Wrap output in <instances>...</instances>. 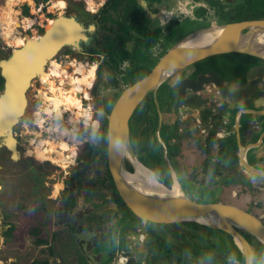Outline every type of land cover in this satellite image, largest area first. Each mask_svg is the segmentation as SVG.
Here are the masks:
<instances>
[{
  "label": "flooded vegetation",
  "instance_id": "obj_1",
  "mask_svg": "<svg viewBox=\"0 0 264 264\" xmlns=\"http://www.w3.org/2000/svg\"><path fill=\"white\" fill-rule=\"evenodd\" d=\"M241 1L219 0V3H217V0H212L211 5H208L206 0H185L182 6L185 7L188 4L191 10L185 11L178 7L174 12L178 15H186L189 19H200L201 16L197 14L203 8V11L207 9L206 12L221 15V12L224 10L226 12L232 11L233 7ZM17 2L19 0H10L9 4L0 6L3 8L2 13L4 16L8 14L9 17L15 18L14 24H10L9 20L2 18L0 13L1 28L6 26L8 28H15V25L18 24V10L13 7ZM41 2L43 3V11L47 6H51L50 9H46V17L44 18L42 15L38 19L40 22H45L44 26L55 16L53 14L54 9H61L62 12L59 11L58 14L65 15L68 14L69 10H75V14L73 15L82 25L86 36L79 40L78 48L74 45H72L74 48L68 47V51L65 50L66 46L62 48L70 54H75L79 57L85 55L88 57L90 64H95L94 80L90 89V92H92V87L98 79L97 73L99 67L102 64V70L105 72L103 61L107 59L104 52L94 49L99 44L98 38L103 35L98 15L105 0H102L100 8L95 13L90 12V10H95L92 9L93 6H91L90 0L87 2L91 9L88 7L83 9L80 6H72L69 0H41ZM146 3L148 8L155 13L153 17L149 16L147 18L146 23L148 25L150 23L153 26L156 24L164 25L160 28L161 34L167 32L166 26L173 25L174 22L179 21L178 17L176 18L173 14H170V16L166 14L173 7L168 8L157 0H146ZM162 14L165 15L164 20H160V15ZM89 15L92 17L91 20L88 18ZM228 15H226L225 20L212 17L210 23L212 21L217 23L235 21L229 20ZM30 20V17H24V26L31 23ZM58 20L60 21L58 26L65 28V30L72 27V22L69 19L59 18ZM90 25L92 26L90 27ZM6 30L2 29L4 36L8 34ZM20 34L17 32L16 38H12L11 42H8L14 44L12 45L14 47L24 44L23 35L22 33ZM37 35L33 33L31 37L37 38ZM17 39L19 41H16ZM19 42L20 44H18ZM83 44L87 46L84 47ZM10 51L11 49L5 50L2 57H6ZM227 53L240 54L241 57L238 61L239 65L233 71L225 72L226 76H223L220 66L225 65L226 60L223 55ZM244 55H248L249 57H244ZM208 58L215 60L208 61ZM108 63L110 62L108 61ZM256 63L264 65V59L251 56L246 52L228 51L202 58L175 72L167 78L169 80L168 84H166L167 95L162 104L159 101L158 93L161 91V85L165 80L155 90L162 118L160 126L157 127L156 125L152 131L149 128H146V130L144 128L145 125L139 123L141 111L145 107V99L151 97L153 102L155 101L152 90L148 91L129 118V141L135 154V159L148 167L156 180L168 187L173 182V174L170 168L172 167L183 191L184 189L179 182L173 161L177 159L180 164L184 162L183 152L187 149L191 150L194 154V158L187 168L183 164L189 180H193L192 178H194L198 181H204V185L211 187L216 184L218 171L221 175L224 174L225 177H230V179L238 180L250 176L253 179L254 176L249 173H246L242 177L234 178L224 168L225 165L233 166L239 162L238 137L242 143V129L249 123L247 121L248 117H246L247 113L241 112L237 130L235 127L237 108H234L233 114L229 116L226 112L233 109H228L224 101L217 100L214 96L210 95L206 109L197 112L191 111L184 106V114L181 112L180 107L174 108V101L178 82L182 77L194 79L199 73L214 70L226 84L236 87L245 83L246 70ZM90 64L87 66L82 63L81 65L87 66L88 69ZM79 65V69L83 71ZM89 71H91L90 68L87 73ZM21 74L22 72L20 76ZM104 74L107 76L106 73ZM0 76L2 77L0 78L1 93L4 86V78L1 72ZM38 76L41 78L45 77L47 80L48 74L45 68ZM115 85H112L107 78V86ZM212 89H214L213 84ZM188 91L186 89L184 99L192 97V94L188 93ZM25 95L26 105L23 113L19 116L22 122L27 116L29 118L32 114L29 112L31 111L29 110L30 107H32L31 103L27 100V93ZM75 96L77 95L75 94ZM92 97L98 100L95 95ZM69 100L72 101L73 99ZM154 105L156 108L155 102ZM78 111H82L83 115H85V110ZM108 112L103 109L102 113L107 116ZM88 115L90 114H86V116ZM50 116H58V114L54 113ZM19 119L16 122H19ZM158 120L159 116L157 124ZM262 120L261 116L258 121H254L256 127H251L252 130L259 128L260 123L264 122ZM218 121L222 123V128L218 127ZM100 123V120L95 117V120H92V126L96 128L92 129L90 127L81 130V136H78V138L73 133L75 124L71 129L68 131L64 130L63 132L68 133L67 136L73 141H68L64 137H61L57 141L54 139L55 143L62 140L67 145L59 142L58 148H51L52 141L50 139L46 147L42 146L39 150L34 149V147L31 149V145L34 144L29 145L28 150L21 144L19 141L20 134L14 133V123L12 134L16 139L17 157L12 156L11 149L4 142L7 136L6 138L0 137V174L2 172L7 176L12 174L13 168L8 167L5 162L13 163L17 160L20 161L19 171L17 175H13V180H11L12 175L10 176L11 178H5L6 182L0 178V190L11 188L12 191L9 193V203L8 200L0 199V259L2 256L5 257L8 249L21 250L23 247H32V250L28 249L24 252L25 256L29 257L27 264H120L116 262L117 254L120 252H124L127 256L123 264H168V256L171 254V250H176L177 255L171 259L177 264H209V262H211L210 264H244L245 255L242 250L237 246L238 249L233 252L226 235L227 232L220 228L213 227L218 230L216 235L213 232L214 240H212L210 235L211 232H207L211 238V241H208V243L212 247H207L206 244L208 243L198 240L202 232L195 229L194 225L191 224L147 221V230L141 232L140 218L122 203L123 201L115 188L106 165V154L104 156L99 151H95L97 140L94 131L99 129ZM90 132V137H88ZM231 135H234L235 142L237 143V158L234 160L229 156L218 157L219 141L225 138L231 139L229 138ZM47 137H40L39 140L46 139ZM160 138L163 140V143ZM41 140L36 142L35 145L37 146L38 144L39 146ZM156 141H159L160 145ZM81 143L83 144L81 145ZM262 144L264 146V141H262ZM69 150H71L73 158L68 160ZM248 154V151H246V160L249 164H253L250 163ZM31 157H33V161L27 160ZM124 160L126 167L133 171L134 163L132 160H129L127 156L124 157ZM218 162L222 164V168L219 167ZM259 162H264V147L262 159ZM49 166L54 167L55 171L58 170L60 172L62 176L60 180L55 177L54 170L50 169ZM158 169L165 170L164 176L168 178L170 176L172 179L170 185H167L166 182L158 178L156 175ZM15 183H17V190L12 187H15ZM220 184L223 185V182H220ZM259 185L264 186V184ZM16 191H18V196L14 198L12 194ZM10 198L12 199V204L10 203ZM5 202L8 204L4 206ZM262 218H264V212ZM262 218L260 217L264 222ZM238 230L252 245L251 264H264V246L261 242L252 234L242 229ZM139 233L140 236L136 237V234ZM144 234L146 235L144 236ZM203 235L205 236L206 234ZM139 238H142V245H140L141 239ZM90 253L92 256L89 255ZM197 253H203L204 256ZM137 257L139 258L138 260H136ZM19 259V255L13 254L9 257L8 262L0 261V264H13L14 262H18ZM217 260L219 262H216Z\"/></svg>",
  "mask_w": 264,
  "mask_h": 264
},
{
  "label": "water",
  "instance_id": "obj_2",
  "mask_svg": "<svg viewBox=\"0 0 264 264\" xmlns=\"http://www.w3.org/2000/svg\"><path fill=\"white\" fill-rule=\"evenodd\" d=\"M139 2L148 16L153 17L155 15L148 8L146 0H139ZM58 18L69 19L73 24V28L66 31L57 30V24L60 22L57 20ZM199 33H207L211 36L206 40L194 41ZM29 36L24 44L13 47L6 57L0 58V72L4 78L3 90L0 93V104H3L4 108L10 109V112L12 103L10 101L6 102V91L8 85L13 87L12 90L17 88L13 84L15 78L11 73V67H15L17 70L20 68V71L23 68L30 72L40 65L41 60L48 51L57 47V52L67 45H74L78 48L79 40L86 35L83 32L82 25L73 14H57L48 26L43 27V31L37 35V38ZM36 49H39V51ZM228 51L246 52L251 56L264 59V18H248L222 23L212 21L207 26L196 28L176 40L146 74L124 87L107 114L106 165L123 203L133 214L140 218L141 232L147 230V221L171 223L181 220H194L229 233L245 255L244 264H251L252 245L238 229L252 234L264 246V222L259 216L231 203L222 201L201 202L192 199L180 188L172 167L170 168L173 174V182L170 187L163 183H161L163 186L161 189L138 187L128 179V174H131L132 170L126 167L124 160L125 156L129 160L135 158L129 141V118L148 91L152 90L154 95V102L159 116L157 127H159L162 115L155 96L156 88L183 67L202 58ZM23 77L24 75H21V79ZM212 84L214 89H212ZM27 88L28 86L19 91V94L25 100V104L22 112L17 116L15 110L13 115L17 120L26 105L25 93ZM186 89L189 90L188 93L192 94L189 99L183 98ZM210 95L217 100L224 101L228 109L237 108L235 113V127L237 130L241 112L249 115L247 121L251 122L250 126L252 122L258 121L261 116L262 121H264V65L261 63L251 65L246 70L245 83L236 87L226 84L214 70L199 73L194 79L182 77L178 82L174 108L180 107L183 114L184 106L191 111L199 112L206 109ZM5 116L6 112L4 113L1 108L0 120H3ZM16 121L9 126L7 131L1 133L0 137L6 138L8 133L12 134L11 126ZM77 135L81 136L80 130L77 131ZM263 135L264 129L261 137ZM11 136L15 143L13 149L9 148L12 151V156L16 151V155L13 157H17L16 139L13 134ZM160 140L163 143L161 138ZM238 141L239 162L233 166L225 165V170L234 178L242 177L246 173L264 178V162L260 163L259 167L254 166L247 162L245 155L250 147L261 145V141L259 144L255 142L242 144L239 137ZM218 165L222 168L220 162H218ZM140 233L136 234V237L140 236ZM139 239H141L140 245H142V238ZM89 255L92 256L91 253Z\"/></svg>",
  "mask_w": 264,
  "mask_h": 264
},
{
  "label": "rangeland",
  "instance_id": "obj_3",
  "mask_svg": "<svg viewBox=\"0 0 264 264\" xmlns=\"http://www.w3.org/2000/svg\"><path fill=\"white\" fill-rule=\"evenodd\" d=\"M23 1H27V2H32V0H19V2H17L16 4L13 5V7L15 9L18 10V14L17 17L20 18L22 16L20 10L22 8V3ZM72 4V6H80L83 9H86V7L90 8V6L88 5V0H69ZM104 1V0H103ZM159 1V3H163L165 4L166 7L170 8L173 7L171 9H169L166 14H169L168 16H170V14L173 16H175L176 18L178 17L179 21H177L176 23L174 22V24L172 25H168L166 26L167 28V32L166 33H162L160 32V28L164 25H159L156 24L155 26L149 25L146 23L145 25L147 26L148 30H149V37L142 39V43L140 45H138V43H135L138 45L137 49L133 52V53H126L124 55L125 61H123L121 64L116 65V63H113V66L111 67V64L108 63V59H105L103 61V65H104V70L107 75L108 81L111 82L112 85L117 84L119 87L116 88V90L118 89H122L123 87H126L127 85L131 84L133 81L137 80L138 78H140L141 76H143L144 74H146L153 66L154 64L157 62V60L159 59V57L176 41L178 40L180 37L184 36L185 34H187L188 32L192 31L193 29H196L198 27L201 26H205L208 23H210L211 18H219V20H225L226 19V15H218V14H211L209 12H206L207 9L205 11L204 8L201 9L200 11H198L199 16H201L200 19H189L186 15H178L177 13H175L174 11L179 8L184 9L185 11H190V7L188 6V4L183 7L182 5H184V1L185 0H157ZM187 1V0H186ZM208 2V5H211V1L212 0H206ZM10 0H0V6H4L9 4ZM102 0H90L91 6H93L92 9H95L93 12L95 13L99 8H100V4H101ZM50 9L51 6H47L45 8V10H40V11H35V7L34 5H29V13L30 16H25V17H30L31 18V29H24L22 27H18L17 29L15 28H8V26L1 28V24H0V57L3 56V54L5 53V50H9V48L7 47V44L11 45L10 49H12L14 46V44L9 43L8 41H10L12 38H16L17 32L20 34L22 33V35H31V34H39L38 33V26L44 27L45 22H40L38 21V19L43 15V17L45 18V14H46V9ZM10 9V8H9ZM91 9V8H90ZM3 8L0 7V13L2 15V18H6L7 20H9L10 24H14L15 18L13 17H9L8 14H6V16L3 15L2 13ZM53 11V14L57 15L59 11L62 12V10H56ZM20 12V13H19ZM174 12V13H173ZM70 14H75V10L71 9L69 10ZM14 14V13H12ZM54 17V16H53ZM165 15L162 14L160 15V20H164ZM3 21V20H2ZM38 22V23H37ZM88 23H90L88 21ZM2 29L6 30V32L8 34H6L5 36L2 33ZM17 31V32H16ZM152 33V34H151ZM21 36V34H20ZM16 41H19V39H17ZM11 42V41H10ZM20 44V42L18 43ZM158 45V46H157ZM83 46H87L84 45ZM125 49H127V47L125 46ZM65 50L62 48L61 50H59L58 52H56L57 55L61 54L62 52H64ZM134 53H138L141 56L144 57H140V61H135L134 57L132 56V54ZM150 54V56L148 57V55ZM56 55V56H57ZM71 56H75L77 58V60H79V58L81 59V61L87 60L88 64H90V61L88 59L87 56H81L79 57L78 55L75 54H70ZM223 57L226 60L225 65L220 66L221 67V73L223 74V76H226L225 72H231L234 70V68L236 66L239 65L238 61L239 58L241 57L240 54H235V53H227L224 54ZM244 57H249L248 55H244ZM211 58V57H210ZM208 58L207 60H215V59H210ZM79 65V64H78ZM47 67H49V63L47 62L45 69H47ZM66 67V66H65ZM108 67V68H107ZM91 69V71H88V69ZM68 69V68H67ZM88 69L86 67L83 68V71L78 70L80 72V76H72V78H75V80L77 81V83L72 84V78H70L69 81V76L67 77H63L61 76H56L55 78H52L53 80L51 82H47L45 77H43V79L45 80V83L49 86L50 85H54V83H56V85H58V79H61L62 77L66 80V83L69 81V89H71L72 91L70 93H72L73 91L77 92V90H84L85 88H87V83H90L91 79L93 78L94 74H95V64L92 63L91 67H88ZM69 71V70H68ZM224 72V73H223ZM69 73V72H68ZM168 79H166L162 85H161V91H159L158 93V98L159 101L161 102V104L163 103V100L165 99L166 95H167V89H166V84H168ZM86 82V83H85ZM105 85V84H104ZM104 85L103 83L99 85L98 89H97V96L96 98H99L98 100L94 99L92 96H94L92 94V92H90V96L92 97L91 99V107L93 110V116L96 117L98 120H100V114L104 111L108 112L113 103L115 102L117 96L115 97L116 94H112L111 90H114L116 86H106V90H108L106 92V90L104 89ZM41 88L40 85L37 84V81L35 79L31 80L30 85L28 86L26 93H27V100L31 103V106L29 110L30 113H32L30 115V117L27 118L22 122L20 119L19 122H16L14 125V129L16 134H20V139L19 141L21 142L22 145L25 146V148L28 150L29 149V145L31 144H35L36 142H39V138L40 137H44L47 136V132H44L43 134H41L40 136L38 135V131L34 128L35 126H33L31 124V122L34 121L33 119V108H36L37 105H39V103L41 102V98L44 97L45 100H48L49 98L52 97L53 93H47V87L45 88V91L41 93H39V89ZM56 92H60V93H65V89L61 86V87H55ZM86 91V89H85ZM41 92V91H40ZM39 95V97L37 95ZM119 95V94H118ZM69 97V96H68ZM66 98V97H65ZM64 98V99H65ZM76 99H78V97H75ZM73 98V100L75 99ZM115 98V99H114ZM75 99V100H76ZM102 100V101H100ZM79 101H75V104L77 106H79ZM46 106V104H44ZM44 108V107H43ZM163 111L164 108H162ZM78 110H83V108H79ZM76 110L75 113V118L78 117L79 114H83L82 111H78ZM86 111V109H84ZM157 110V107H156ZM233 110L226 112L229 114V116H231L233 114ZM84 112V111H83ZM158 113V111H157ZM86 114H88V111L85 112V116ZM104 114V113H103ZM51 115V113L49 114V116ZM105 115V114H104ZM51 117V116H50ZM87 117V116H86ZM86 119V118H85ZM90 117L87 119V121H89ZM252 121V120H251ZM59 121H56V123ZM65 122L63 120H61L60 124H64ZM250 121L249 123H247L244 127V129H242V135L245 134L247 131H252L253 133V138L255 136H257V134L262 130L263 126H264V122L260 123L259 128H257L256 130H252L251 126H250ZM218 127L222 128V123L220 121L217 122ZM224 125V124H223ZM158 126V124H157ZM226 126V125H224ZM64 130H66V128L60 129V132L63 133ZM59 132V131H57ZM57 132L52 131L50 132V135L47 137L48 140L51 139L52 144H51V148H58L59 142L64 143L65 141H59L57 143L54 142V139L57 141L59 139H61V136L59 134H57ZM93 132V131H92ZM91 132L88 134L90 137ZM232 135L229 137L231 138ZM65 138V137H64ZM70 141V140H69ZM73 141V140H72ZM223 142L227 141V138L222 140ZM243 141L246 142L247 138H243ZM31 142V143H30ZM66 144V143H64ZM83 143H81L82 145ZM67 145V144H66ZM33 148V146L31 145V149ZM71 154V150H69V159L73 158V156L70 155ZM183 157H184V162H182L181 164L178 162V160H174L173 164H175L176 170H177V174H178V179L179 182L182 186V188L184 189V191L186 192V194L188 196H190L191 198L195 199L196 201H222V202H226V203H231L234 205H237L239 207H242L252 213H254L255 215L259 216L262 218L263 216V212H264V191L262 189H258L256 186L259 184H263L264 183V178L261 177H257V178H253L250 176L248 178H244V179H230V177H225L224 174L221 175L220 172L218 171L217 177H216V184L214 186L208 187L206 185L203 184L204 181H198L197 179L192 178L193 180H189L187 178V171L186 168L189 166L191 160L194 158V154L192 153L191 150H184L183 152ZM221 157V156H220ZM33 157H31L30 159L27 160H32ZM68 159V160H69ZM248 159L250 161V163H254L252 165L259 167L260 162H258L251 154H248ZM50 160V159H48ZM6 165L10 168H13V171L11 172L12 174V178L10 176L5 175V173H1L0 174V178L3 179V181L5 180L6 182V177L11 178V180H13V177L15 175H17V172L19 171V165H20V161H15L13 163H7L5 162ZM55 163V162H54ZM185 164V167L184 165ZM50 167V166H49ZM50 169L54 170V167H50ZM55 173V177L58 178L59 180L62 178V176L60 175V172L58 170H54ZM63 174V173H62ZM165 174V170L163 169H158L156 172V175L158 176V178L164 182H166L167 185H170L172 182V179L164 176ZM14 175V176H13ZM60 175V176H59ZM240 181V182H238ZM220 182H223V185L220 184ZM228 182V183H227ZM17 183H15V187L12 186L15 190H17ZM253 184H257V185H253ZM10 186V185H7ZM11 188H7L4 190H0V199L3 200H8L9 203V193H11ZM12 196H14V198H17L18 196V191H16L15 193L12 194ZM7 202L4 203V206L6 204H8ZM10 203L12 204V199L10 198ZM264 219V218H262ZM20 226V225H19ZM176 228V227H175ZM194 228L197 229L198 231H201L202 234H208L207 232H211V237L212 240H214V236H213V232L216 235L218 230L214 229V228H207V227H203L200 225H194ZM19 229V228H18ZM192 230V229H189ZM205 235V236H206ZM209 235V234H208ZM17 239H19V237H17ZM170 239V237H169ZM18 243V240H17ZM223 243V241H222ZM216 244H218V242H216ZM211 244H206L207 247H212L210 246ZM225 245V244H224ZM27 246V244H26ZM32 250V247H23L21 248V250H17V249H8V252L6 251L5 253V257L2 256L0 261L3 262L5 261L8 262V259L10 256H12L13 254L15 255H19V261L18 262H14L13 264H27L29 257L25 256L24 252L26 250ZM42 251H44V249H42ZM200 254L202 256H204L203 253H197ZM4 257V258H3ZM136 259V258H135ZM139 258L137 257L136 260H138ZM0 262V263H1ZM216 262H219L218 260ZM137 263V261H136ZM211 262H209L210 264ZM222 264V263H220ZM224 264V263H223ZM240 264V263H239Z\"/></svg>",
  "mask_w": 264,
  "mask_h": 264
},
{
  "label": "trees",
  "instance_id": "obj_4",
  "mask_svg": "<svg viewBox=\"0 0 264 264\" xmlns=\"http://www.w3.org/2000/svg\"><path fill=\"white\" fill-rule=\"evenodd\" d=\"M217 3H219V0H217ZM227 12L224 10L221 12V15L229 14V20L264 17V0H242L240 3L236 4L233 7L232 11ZM21 13L22 15L29 14V5L27 3L22 4ZM67 15L71 14L68 13ZM148 17L149 16L142 8L139 0H105L98 15V20L101 29L103 30V35L102 37L98 38L99 44L94 49L104 52L105 57L111 64V67L113 66L112 62L116 63V65L121 64L123 61L127 60L124 57L126 53H133L137 49L138 45L142 43V39L149 37V30L145 25ZM88 18L89 20L92 19L90 15L88 16ZM42 31L43 27L39 26L38 33H41ZM135 43H138V45ZM125 46L127 47V49H125ZM68 47L74 48L72 45H67L65 50L68 51ZM6 48L10 49L9 46H7ZM132 56L134 57L136 62L140 61V57H144L139 55L138 53H134L132 54ZM149 56L150 54L148 55V57ZM97 75L98 79L92 87V94L95 96H97V89L100 84H105L104 89H106L107 86V76H105L102 70V64L99 67ZM0 78L2 77L0 76ZM115 86V89L111 90V92H113V95L116 94V97L124 87L122 89L116 90V88L119 86L117 84ZM144 106V110L141 111L139 123L144 124L145 129L149 128L152 131L157 125L158 116L151 97L145 99ZM45 107L46 109H48L47 104ZM100 122L101 123L99 129L94 131L97 140L95 151H99L101 155L105 156L107 143V116L103 113L100 114ZM156 142L160 145L159 141ZM236 149L237 143L235 142L234 135H232L231 139H227L226 142H223L222 140L219 141L217 156H229L230 158L235 160L237 158ZM176 223L200 225L207 228H213L194 220H181ZM226 235L229 243L231 244L233 252H235L238 249L237 245L233 242V238L230 234L226 233ZM199 237L200 238L198 240L200 242L208 243V241H211V238L210 236H208V234L204 236L201 233ZM176 255V250H171V254H169L168 256V264H177L173 259H171Z\"/></svg>",
  "mask_w": 264,
  "mask_h": 264
},
{
  "label": "bare ground",
  "instance_id": "obj_5",
  "mask_svg": "<svg viewBox=\"0 0 264 264\" xmlns=\"http://www.w3.org/2000/svg\"><path fill=\"white\" fill-rule=\"evenodd\" d=\"M59 19V18H58ZM57 19V20H58ZM52 22V20L50 22H48V24H46V26H48L50 23ZM72 24V23H71ZM73 28V24H72V27ZM71 28H68L71 29ZM57 30H61V31H66L65 28H62L61 26H58L57 24V27H56ZM29 35H23V38H24V41L23 43H25L26 41V38L28 37ZM211 36V34H207V33H199L198 36L195 37L194 41H202V40H206L207 38H209ZM30 37V36H29ZM32 38V37H31ZM70 41H73V40H70ZM76 41V39H75ZM28 43V42H27ZM37 51H39V49H36ZM56 50H57V47H55L54 49H52L51 51H48V53L46 55H44L43 59L41 60V63L38 67H36V69L34 68L32 71L28 72L27 70L23 69L20 71V68H18V70L15 68V67H11V73L13 75V77L15 78L14 79V85L15 88L14 90L13 87H9L8 85V89L6 91V102L7 101H10L12 104V108H11V112H10V109L8 108H4V105L0 104V109L2 108L3 112L5 113L6 112V116L3 118V120H0L1 121V124H0V134L7 131L9 129V126L17 120V118L15 117L14 118V112H15V115L17 116L18 114H20L22 112V109L24 107V104H25V100L22 98V96L19 94L21 91V89H25L27 86L30 85L31 83V80L34 79V75L35 74H39V73H42L43 72V66H44V62L47 58H50L52 55H54L56 53ZM31 64H32V61H31ZM82 63H80V67L83 69L84 67L87 68V66H84V65H81ZM90 67H91V64H90ZM77 70H80L79 67L77 66L76 67ZM18 72H22L21 75H24L26 77H23L21 79V76H20V73ZM28 72V73H27ZM52 73L54 74H59L61 73V71L57 68L56 65H54V67L52 68ZM50 71H47L46 70V73L49 75L51 73ZM32 77V78H31ZM94 77V76H93ZM25 79V81H24ZM53 79L52 78H49L47 79L46 81L49 83L51 82ZM72 84L74 83H77V81L75 80V78H72ZM20 81V82H19ZM24 81V82H23ZM54 81V80H53ZM86 83V82H85ZM46 83H44L45 85ZM43 84L40 85L41 88L39 89V92L42 94L43 91H45V86ZM91 85V81L90 83H87V88L90 87ZM55 87H61V85H56V83H54V85H50L48 84L47 86V93H53L54 91V94L52 95L51 98H49L48 100H45L44 97H43V100L46 102V104L48 105V109H46L45 107V110L47 111V116L48 114L51 113V107L49 106L50 104L49 103H53V108L55 110V113L60 115V108L58 107L60 103H65L66 105H76L75 104V101H77L78 99H76L75 97V94L76 92L73 91L72 93H70L72 90L69 89V86L67 87V89H65V93H60L59 91L56 92L55 90ZM85 90V89H84ZM69 96V97H68ZM69 98V99H73L75 98L74 100L70 101L68 98L67 99H64V98ZM79 101V100H78ZM79 103V102H78ZM6 104V103H5ZM77 106V105H76ZM77 108H79V106H77ZM13 117H12V115ZM11 115V116H10ZM90 117V115L87 116V119ZM76 120L75 118V115H71L69 118H68V121L72 122L73 123V126L75 125L74 121ZM86 120V119H85ZM87 121V120H86ZM12 128V126H11ZM10 132V131H9ZM12 132V131H11ZM12 134L8 133L7 135V138L4 140V142L8 145V147H11L13 149L14 147V143H15V140L12 138L11 136ZM9 137V138H8ZM49 143V140L48 138L46 139H42L41 142H40V145L37 146L34 144L32 145L34 147V149H37L39 150L40 147H46V145ZM38 153V152H37ZM16 155V151H14L13 153V156ZM132 162L134 163V170L131 171L132 173L131 174H128V179L130 181H132L133 183H135L138 187H146V188H151V189H161L163 188L161 182H158V180H156L153 175H152V172L150 169H148L146 166H144L143 164L139 163L135 158H132L131 159ZM145 185H150V186H145Z\"/></svg>",
  "mask_w": 264,
  "mask_h": 264
},
{
  "label": "built area",
  "instance_id": "obj_6",
  "mask_svg": "<svg viewBox=\"0 0 264 264\" xmlns=\"http://www.w3.org/2000/svg\"><path fill=\"white\" fill-rule=\"evenodd\" d=\"M23 3H27L28 5L33 4L35 7V11H40L43 8V3L41 2V0L32 1L30 3L27 1H23ZM21 10H22V8H21ZM21 10H20V12H21ZM30 14L31 13H29L27 15H22L19 18V20H18V22H19L18 24L20 25L19 27H22L24 29H31L32 23H29L27 26H24V22H23V18L25 16H30ZM17 26L15 25V29L18 28ZM7 46L11 47V45H9V44H7ZM56 55L57 54L55 53L54 55H52L50 58L47 59L45 65H44V68L48 62L49 67H47V69H45V71L47 70V71L51 72L54 65H56L57 68L61 71V73L54 74L51 72L47 76V79L55 78L56 76L58 77V76L62 75L63 77L69 76V81H70V78H72V76H80L81 75L80 72L76 69V67L78 66L79 63H84L86 65H89L87 60L81 61L80 58H79V60H77V58L75 56H71L70 53L67 51L62 52L61 54H59L57 56ZM63 77L61 79H58L57 83H58V85H61L64 89H67V87L69 85L68 84L69 81L66 83L67 79L65 80ZM34 79L37 81L38 85H42V84L44 85V83H45V80L43 78H41L40 76H38V74L34 76ZM93 80H94V77L91 79L90 87L86 88V90H87L86 92H85V90L83 91L81 89L77 90V92H76V95H77L78 100H79V108L80 109L83 108V110L86 109V111H88V113L90 114L89 121L85 120L86 117L83 114H79L77 119L74 121L76 126H75L73 133H74V136H76V138H78V135H77L78 130L81 131L85 128H90V127H92V129L96 128L95 126H92V120H95V117L93 116V110L91 107L92 97L90 96V89H91V86L93 84ZM44 86L47 87L48 85L45 84ZM37 96L39 97V95H37ZM41 102L42 103H39V105H37L36 108H33V115L32 116H33L34 121L31 122V124L33 126H35L34 128L38 131V135L40 136L44 132H47V136H49L50 132L59 131V132H57V134H59L61 137H65L68 141L69 140L72 141V139H70L67 136L68 133L67 134L61 133L60 129H62L63 127H66V131H68L69 129H71L73 127V123L68 121V118L71 115H76L75 111L78 110L79 108H77L76 105H66L65 103H60L58 106L60 108V115L49 117V116H47V111L45 110V107H44L45 106L44 104H46V102L43 100V98H41ZM49 104H50L49 106L51 107V114H54L55 110L52 109L53 103L51 102ZM31 112H32V110H31ZM61 120H63L65 122L62 125L60 124ZM56 121H59V122L56 123ZM251 127L252 128L256 127V124L253 122ZM67 159H69V155H68ZM256 187L258 189H262L264 191V186L259 185ZM126 257L127 256L124 254V252H120L117 254L116 262L123 264L126 261Z\"/></svg>",
  "mask_w": 264,
  "mask_h": 264
},
{
  "label": "crops",
  "instance_id": "obj_7",
  "mask_svg": "<svg viewBox=\"0 0 264 264\" xmlns=\"http://www.w3.org/2000/svg\"><path fill=\"white\" fill-rule=\"evenodd\" d=\"M246 117H249L248 114H246ZM249 120V119H248ZM253 123V122H252ZM264 129V126L262 128V130ZM262 130L257 134V136H255L253 138V133L252 131H247L245 134H243V138H247V141L244 142L242 141V143H252V142H255L256 144H259L260 141H261V145L259 146H253V147H250L247 151L249 154H251L258 162L262 159V155H263V144H262V141H264V135L263 137H261V133H262ZM238 135V133H237ZM261 137V139H260ZM252 163V162H251ZM254 164V163H253ZM252 177V176H251ZM254 178H257L256 176H254ZM264 184V183H263Z\"/></svg>",
  "mask_w": 264,
  "mask_h": 264
}]
</instances>
